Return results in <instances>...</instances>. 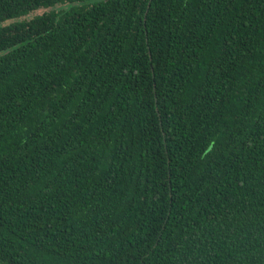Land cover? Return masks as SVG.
<instances>
[{"label":"trees","instance_id":"obj_1","mask_svg":"<svg viewBox=\"0 0 264 264\" xmlns=\"http://www.w3.org/2000/svg\"><path fill=\"white\" fill-rule=\"evenodd\" d=\"M0 264H264V0H0Z\"/></svg>","mask_w":264,"mask_h":264},{"label":"rangeland","instance_id":"obj_2","mask_svg":"<svg viewBox=\"0 0 264 264\" xmlns=\"http://www.w3.org/2000/svg\"><path fill=\"white\" fill-rule=\"evenodd\" d=\"M45 11H47V10H44V9H39V10H36V11H34V12H31L30 14H28L26 17H24V19H30V18H32V17H34V16H36V15H40V14H42L43 12H45Z\"/></svg>","mask_w":264,"mask_h":264}]
</instances>
